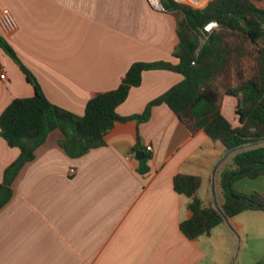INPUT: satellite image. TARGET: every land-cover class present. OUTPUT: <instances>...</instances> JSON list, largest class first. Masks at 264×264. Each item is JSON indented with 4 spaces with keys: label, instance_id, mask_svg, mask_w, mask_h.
<instances>
[{
    "label": "crops",
    "instance_id": "1",
    "mask_svg": "<svg viewBox=\"0 0 264 264\" xmlns=\"http://www.w3.org/2000/svg\"><path fill=\"white\" fill-rule=\"evenodd\" d=\"M255 3L264 9V0ZM3 8L12 12L17 28L10 36L0 35L46 97L77 114L97 93L115 89L132 63L176 62V14L147 0H0ZM2 72L0 114L13 99L34 94L0 48ZM181 79L168 70L144 71L118 113H141ZM236 105L234 96L222 100V114L232 125H237ZM60 138L58 130L50 132L12 182V196L0 208V264H214L207 247L221 252L230 228L246 241L252 216L243 213H264L246 210L195 239L182 233L180 222L191 216L190 198L174 190V176L199 175L201 198L212 202L214 184L221 204L220 166L214 174L213 168L225 149L204 130L187 128L166 104L153 106L145 121L116 122L105 145L80 156H69ZM136 144L150 155L146 173L138 170ZM18 154L0 136V182ZM234 188L264 193V176L239 179Z\"/></svg>",
    "mask_w": 264,
    "mask_h": 264
},
{
    "label": "trees",
    "instance_id": "2",
    "mask_svg": "<svg viewBox=\"0 0 264 264\" xmlns=\"http://www.w3.org/2000/svg\"><path fill=\"white\" fill-rule=\"evenodd\" d=\"M256 0H208L194 6L176 0H161L165 11L176 14L178 46L172 53L176 62L136 61L130 65L119 85L91 97L82 114L52 103L42 91L34 74L19 59L12 46L0 35L3 49L32 84L34 94L13 99L0 114V136L19 150L17 158L3 171L0 182V208L11 198L12 182L22 166L34 157L54 130L61 133L60 147L72 157L105 145V135L118 121H145L155 105L166 104L191 131L204 130L225 151L240 145L263 142L235 152L219 170V188L223 198L220 207L227 217L246 210L264 211V193L249 194L234 188L237 180L264 176V9ZM210 21L217 27L202 32ZM204 39V40H202ZM149 70H168L182 76L181 81L149 101L139 114L122 116L117 108L128 97L130 89L142 82ZM237 98V125L222 114V100ZM139 144L133 147L139 151ZM146 154L138 170H149ZM199 175L178 173L173 188L190 198L191 216L179 228L189 239L210 235L224 222L213 201L206 203L199 194Z\"/></svg>",
    "mask_w": 264,
    "mask_h": 264
},
{
    "label": "rangeland",
    "instance_id": "3",
    "mask_svg": "<svg viewBox=\"0 0 264 264\" xmlns=\"http://www.w3.org/2000/svg\"><path fill=\"white\" fill-rule=\"evenodd\" d=\"M176 1L191 6L197 5L198 3L190 0V3L194 4L192 5L180 0ZM229 159L230 156L220 165L219 170L223 164L229 161ZM217 176L218 175L216 174L215 178ZM242 216H252L247 220L246 224L247 235L246 237L244 236L246 241H244V238L232 228L228 231L225 229L226 238L224 239V243H221V252L218 251L216 246L212 245L207 247L214 264H264V213H250L247 211L243 213ZM216 232L217 231H215V233ZM215 236L216 239H219L218 235Z\"/></svg>",
    "mask_w": 264,
    "mask_h": 264
},
{
    "label": "built area",
    "instance_id": "4",
    "mask_svg": "<svg viewBox=\"0 0 264 264\" xmlns=\"http://www.w3.org/2000/svg\"><path fill=\"white\" fill-rule=\"evenodd\" d=\"M151 6L159 9H164L161 0H147ZM217 27L216 21L208 22L202 29V32H210L213 28ZM17 28V22L8 8H3L0 10V31L5 36H10ZM0 78L4 79V72L0 73ZM146 149L151 151V146H147ZM70 172L73 173L74 169H70Z\"/></svg>",
    "mask_w": 264,
    "mask_h": 264
},
{
    "label": "water",
    "instance_id": "5",
    "mask_svg": "<svg viewBox=\"0 0 264 264\" xmlns=\"http://www.w3.org/2000/svg\"><path fill=\"white\" fill-rule=\"evenodd\" d=\"M263 142H254L251 144H245V145H240L237 146L235 148H232L230 150H227L224 152V154L219 158V160L216 162V164L214 165L213 168V174L216 172L217 168L232 154H234L237 151L243 150V149H247L253 146H257L262 144ZM136 157L138 159H142L144 157V151L143 150H139L136 152ZM211 191H212V201H213V205L214 207L222 214L223 218L225 221L228 220V217L225 215V213L223 212L222 208L220 207V205L217 202V198H216V193H215V188H214V184H212L211 187Z\"/></svg>",
    "mask_w": 264,
    "mask_h": 264
},
{
    "label": "bare ground",
    "instance_id": "6",
    "mask_svg": "<svg viewBox=\"0 0 264 264\" xmlns=\"http://www.w3.org/2000/svg\"><path fill=\"white\" fill-rule=\"evenodd\" d=\"M180 1H183V2H190V0H180ZM192 1H194V2H199L200 0H192ZM200 5V4H199Z\"/></svg>",
    "mask_w": 264,
    "mask_h": 264
}]
</instances>
